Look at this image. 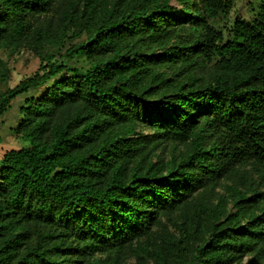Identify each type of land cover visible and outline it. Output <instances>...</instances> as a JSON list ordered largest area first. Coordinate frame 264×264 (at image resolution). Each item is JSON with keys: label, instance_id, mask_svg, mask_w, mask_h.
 Wrapping results in <instances>:
<instances>
[{"label": "trees", "instance_id": "obj_1", "mask_svg": "<svg viewBox=\"0 0 264 264\" xmlns=\"http://www.w3.org/2000/svg\"><path fill=\"white\" fill-rule=\"evenodd\" d=\"M60 1L0 0V42L41 61L0 118L64 73L1 157L0 264H264V0L227 40L234 0H65L51 30ZM70 38L84 70L44 52Z\"/></svg>", "mask_w": 264, "mask_h": 264}, {"label": "rangeland", "instance_id": "obj_2", "mask_svg": "<svg viewBox=\"0 0 264 264\" xmlns=\"http://www.w3.org/2000/svg\"><path fill=\"white\" fill-rule=\"evenodd\" d=\"M177 7L179 12H183V8L175 1L171 0ZM65 0H61L49 14L40 18L41 23L49 25L53 30L58 22L59 14ZM260 11L259 0H234L233 7L228 14L219 13L216 17L209 20V23L217 30L221 31L224 40L233 38V22L238 15L245 19L254 20ZM80 38L66 39L64 44L48 43L44 46V52L47 55L53 53L52 62L62 63L68 67H76L78 69H86L89 66V61L84 56H75L68 58L64 56L67 48L79 41ZM46 63V62H45ZM41 64L40 58L28 44L27 40H21L14 43L0 42V92H3L9 87L16 85L21 79L31 76L38 70ZM42 72V71H41ZM64 73L58 74L50 78L45 84L40 85L36 89H32L25 94L19 95L11 101L9 109L0 118V160L6 150L11 148H20L27 146L28 143L22 139L17 132V126L22 119L20 107L25 105L27 98L37 99L46 88L51 85L56 79L63 76ZM57 117H62V112H59ZM246 258L244 262H246ZM123 264H145L138 260L135 256H129Z\"/></svg>", "mask_w": 264, "mask_h": 264}]
</instances>
